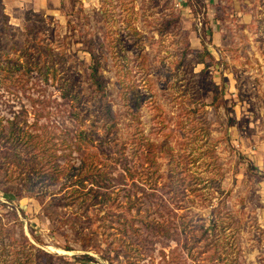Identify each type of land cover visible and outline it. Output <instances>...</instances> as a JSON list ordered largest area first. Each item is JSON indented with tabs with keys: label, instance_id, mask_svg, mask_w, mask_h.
Instances as JSON below:
<instances>
[{
	"label": "rangeland",
	"instance_id": "rangeland-1",
	"mask_svg": "<svg viewBox=\"0 0 264 264\" xmlns=\"http://www.w3.org/2000/svg\"><path fill=\"white\" fill-rule=\"evenodd\" d=\"M185 1L66 0L63 10L56 16L30 13L35 24H42L37 16L44 19V26L35 30V36L49 41L54 52L63 50L65 61L56 60V77L63 84V90L70 86L67 97L74 93L77 97L65 101L57 82H41L32 71L26 90L30 101L23 92L8 93L0 87V118L5 122L3 118L19 113L21 118L32 122L34 109H38L33 107L32 99L39 98L42 102L37 100L36 105L45 106L37 111L42 114L40 121L55 122L60 129L74 133L78 126L76 120L65 111L73 109L79 118L85 116L82 124L90 134L98 135L90 150L99 152L97 144L103 133L101 125L94 120L95 103L88 77L91 62L88 51L93 49L101 59L111 112L117 121L110 139L126 142L124 151L128 154L129 165L138 169L141 165H150L152 173L147 184L160 194L157 188L166 182V161L158 157L156 162H151L143 145L135 150V143L145 140L161 143L167 139L175 150L182 151L186 146L196 154L211 148L219 168L210 164L205 169L204 173L212 174L214 182L204 181L202 189L208 190V195L215 199L225 197L238 228L236 235L243 264H264V0H200L195 2L197 15ZM101 4L108 9L105 17L100 12ZM177 10L180 19L174 21L173 13ZM193 25L196 30L190 29ZM22 26L23 23L16 28L22 30ZM186 31L190 51L179 65V51L185 46ZM200 33H206L205 40L210 38L207 47L215 61L209 66L197 62L198 53L202 51ZM6 34L10 36L11 31L7 30ZM205 59L209 60L207 56ZM214 89L221 96L216 104L212 103ZM198 100L204 106L184 114L198 106ZM22 108H26L25 114L20 113ZM202 115L209 123L210 140L206 145L204 138H192L202 132L198 128ZM229 116L233 118L231 122ZM53 140L57 141L56 146L60 145L58 137ZM57 153L61 151L57 149ZM106 153H97V165L114 154ZM63 160L58 159L60 164ZM69 162L73 164L64 171L74 175L80 162L75 151ZM63 174L55 183L50 180L34 183L36 176L28 168L14 171L12 179L20 184L28 180L35 190L39 189L38 193L43 191V201L51 199L58 203L59 212L68 215L73 207L65 192L71 187V181ZM112 187L110 196H117L114 202L119 209L121 202L118 200L125 191L120 185ZM3 188L0 189V212H6L8 219L0 223V247L6 245V263L10 261L11 251L15 250L11 247L12 234L17 240L25 236L32 244V253L40 247L66 255L73 264H107L94 250L87 252L94 259L83 263L81 260L86 257L74 232L52 222L36 197L17 198L10 189L6 192ZM146 191L151 192L149 187ZM136 196L140 198L135 205L143 208L147 198L142 191H137ZM188 203L195 214L203 212L198 197ZM107 205H95L98 206L97 218L104 216ZM12 212L21 220V228L12 230L11 225L15 223ZM94 213L93 218L96 217ZM115 219L116 216H112V220ZM108 222L109 219L104 224L96 221L95 226L98 225L101 232ZM109 230L113 232L114 228ZM65 245L72 249H64ZM147 254L139 257L136 264H155L156 251L150 247ZM0 263L5 264L1 258ZM187 264L193 262L187 260Z\"/></svg>",
	"mask_w": 264,
	"mask_h": 264
},
{
	"label": "trees",
	"instance_id": "trees-1",
	"mask_svg": "<svg viewBox=\"0 0 264 264\" xmlns=\"http://www.w3.org/2000/svg\"><path fill=\"white\" fill-rule=\"evenodd\" d=\"M196 1L200 2V0L185 1L186 6L192 9L193 13H197ZM107 11L108 9L101 4L100 12L103 17ZM30 13L33 12L28 10L24 14L22 30L10 29V36L6 34V15L3 14L0 19V87H4L8 93L23 92L30 101V94H26V90L29 89L27 85L30 73L34 71L35 78L41 82L50 81L52 84L57 82V86L62 88L61 94L64 100L69 102L70 99L76 98L77 94L67 97L70 95V86L63 90L64 86L55 72L56 60L65 61L63 50L59 53L54 52V47L49 41L45 42L40 36H35V30L44 26V19L42 16H37V21L42 24H35L31 20ZM173 16L174 21H178L180 12L177 10ZM196 28L193 25L190 29L196 30ZM188 31L184 32L186 43L179 51V65L184 63L190 51ZM205 34L199 35L202 51L198 53L197 62L209 66L215 60L207 47L210 38L205 40ZM88 52L91 59L88 77L95 103L94 120L101 125L103 133V138L99 139L97 144L98 151L103 155H107L106 152H114V154L106 156L107 161L102 160L99 162L100 165H97L96 155L99 152L95 153L90 148L98 135L90 134L88 128L82 124L85 116L79 118L75 110L74 112L73 109L65 110L78 125L76 131L71 133L60 129L55 122L40 121L42 114L37 111L43 110L45 106L36 105L35 102L39 98L32 99L33 107L38 108L34 109L32 122H28L27 118H21L19 113H15L11 118H3L5 122H2V117L0 118V189L6 185L4 191L8 192L7 190L10 189L9 191L17 198L24 195L34 196L43 203V210L52 222L59 228L66 226L74 232L86 257V260H81L83 263L94 259L87 253L89 250H94L107 264H136L139 257L148 255L147 252L152 247L158 256L155 264H187V260H191L193 264H243L236 235L238 228L227 208L225 197L215 199L213 195H208V190L202 189L201 184L204 181L214 182L212 174L204 173L207 172L205 169H208L210 164L219 168L211 148L196 154L195 151H189L186 146L182 151L175 150L171 141L167 139L161 143L150 140L135 143V150L143 145L151 162H156L158 157L166 161V182L157 188L160 194H156L154 192L156 188L147 184V178L151 177L152 173L150 165H141L139 169L132 168L129 165L128 154L124 151L126 142L110 139L117 121L111 112L109 93L101 72V59L93 49ZM220 97V92L214 89L212 103L216 104ZM198 101V106L184 111V114L188 115L204 106L203 102ZM191 102L189 101L190 104ZM26 112V108L20 109L21 114ZM232 119V116H229L228 121L231 122ZM200 120L202 123L198 128L202 132L198 135L194 134L192 138L196 140L200 136L201 140L204 138L206 145L210 140L209 123L204 115ZM57 137L60 141L59 146H56L57 141L53 140ZM57 149L61 151L60 154L57 153ZM74 151L80 162L76 166V173L70 175L69 171L65 172L64 169L73 164L69 162V157ZM156 153L158 155L154 156ZM209 156L211 157L208 160ZM60 158L64 159L62 164L58 161ZM28 168L31 174L36 176L34 183H43L45 180L55 183L62 173L71 181V187L65 192L69 205L73 207L68 215L59 212L58 203H53L51 199L43 201L45 198L43 191L38 193L39 189L35 190L29 185L28 180L22 184L15 183L12 173ZM159 176L162 177L160 174ZM116 185H120L125 191L123 197L118 200L121 202L119 209L118 204L114 202L117 196L111 197L109 190ZM148 187L151 192L146 191ZM137 191H142L144 198H147V204L143 208L135 205L137 198H140L136 196ZM192 197H198L200 200L199 207L203 210L202 213L195 214L192 211L188 203L189 200L195 199ZM104 203L109 204L106 206L104 216L97 218L98 213L95 211L98 206L95 205ZM93 213L96 216L94 218ZM6 215V212H0V223L8 219ZM12 215L15 221L11 225L12 230L15 227L21 228L22 223L18 215L14 212ZM112 216H116L114 220L116 222L112 220ZM106 219H109L107 226L99 232V226H95L96 221L104 224ZM110 228H114V231H110ZM158 234L162 235V238L159 239ZM10 237L11 247L15 250L11 251L9 262L6 263V245L0 247V258L5 264H73L66 255L49 252L40 247L32 253L30 251L32 244L25 236L19 240L13 238L12 234ZM64 249L71 250L72 247L65 245ZM149 257L153 260L152 254Z\"/></svg>",
	"mask_w": 264,
	"mask_h": 264
},
{
	"label": "crops",
	"instance_id": "crops-1",
	"mask_svg": "<svg viewBox=\"0 0 264 264\" xmlns=\"http://www.w3.org/2000/svg\"><path fill=\"white\" fill-rule=\"evenodd\" d=\"M66 0H0V19L7 17V30L21 25L24 14L30 10L44 16H56L65 6Z\"/></svg>",
	"mask_w": 264,
	"mask_h": 264
}]
</instances>
